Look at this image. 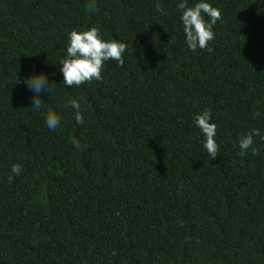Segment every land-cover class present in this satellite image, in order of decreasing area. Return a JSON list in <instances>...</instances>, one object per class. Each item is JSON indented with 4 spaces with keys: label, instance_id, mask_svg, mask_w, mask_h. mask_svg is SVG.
<instances>
[{
    "label": "trees",
    "instance_id": "1",
    "mask_svg": "<svg viewBox=\"0 0 264 264\" xmlns=\"http://www.w3.org/2000/svg\"><path fill=\"white\" fill-rule=\"evenodd\" d=\"M88 2L0 0V264H264V141L238 154L240 134H264V0H204L221 20L194 52L181 0ZM92 27L127 45L124 65L68 87V33ZM33 72L54 89L39 111ZM205 109L214 160L194 124Z\"/></svg>",
    "mask_w": 264,
    "mask_h": 264
},
{
    "label": "clouds",
    "instance_id": "2",
    "mask_svg": "<svg viewBox=\"0 0 264 264\" xmlns=\"http://www.w3.org/2000/svg\"><path fill=\"white\" fill-rule=\"evenodd\" d=\"M156 10L161 11V5L157 0ZM180 12V20L183 25L185 34V43L191 51L197 48H208V44L215 38L213 26L218 20H221V12L218 8L213 7L210 3L199 0L193 6H189L187 0H181L176 5ZM97 11L95 0H89L86 5V12L93 14ZM205 16L208 20H205ZM127 49V45L117 40L105 41L101 38L99 30L96 27L89 28L84 31L72 30L68 33V43L66 47V57L59 62L60 72L63 75V84L68 87H78L93 80L101 81L103 79L101 72L106 61L114 60L120 66L124 65L123 54ZM211 51V49H208ZM29 90L32 93L33 102L31 109L41 110L45 102L41 99V93L47 92L48 96L54 92L52 83L48 80L47 75L43 72H33L32 75L25 80ZM70 106L74 110V119L77 124H83L84 118L81 114L80 102L76 99L70 100ZM255 113L254 116H259ZM210 110L205 109L194 116V124L200 130L203 140L202 145L206 154L211 160L216 159L219 154V145L215 140L216 125L210 122ZM60 125V117L55 112L49 110L46 113V126L49 130L55 131ZM259 136L264 141V134L259 129H252L248 133H242L238 136L239 155L244 156L249 149L252 154L259 153L258 148H254V137ZM73 146L77 151H82V147L78 141L73 140ZM11 172L19 175L20 165L13 164ZM12 177H9L11 180ZM115 255V252L112 253Z\"/></svg>",
    "mask_w": 264,
    "mask_h": 264
}]
</instances>
